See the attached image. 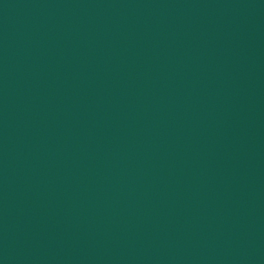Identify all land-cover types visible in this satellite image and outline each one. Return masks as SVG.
Wrapping results in <instances>:
<instances>
[{"label": "water", "instance_id": "95a60500", "mask_svg": "<svg viewBox=\"0 0 264 264\" xmlns=\"http://www.w3.org/2000/svg\"><path fill=\"white\" fill-rule=\"evenodd\" d=\"M0 264H264V0H0Z\"/></svg>", "mask_w": 264, "mask_h": 264}]
</instances>
